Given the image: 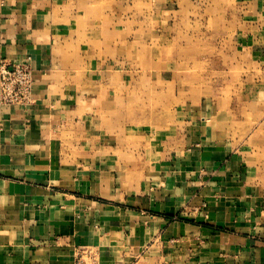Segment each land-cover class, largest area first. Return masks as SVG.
Segmentation results:
<instances>
[{"label":"crops","instance_id":"1","mask_svg":"<svg viewBox=\"0 0 264 264\" xmlns=\"http://www.w3.org/2000/svg\"><path fill=\"white\" fill-rule=\"evenodd\" d=\"M113 3L0 0V68L33 77L28 104L0 103V264H264V121L175 94L145 121L155 93L111 67ZM250 4L237 39L264 61Z\"/></svg>","mask_w":264,"mask_h":264},{"label":"rangeland","instance_id":"2","mask_svg":"<svg viewBox=\"0 0 264 264\" xmlns=\"http://www.w3.org/2000/svg\"><path fill=\"white\" fill-rule=\"evenodd\" d=\"M258 2L264 7V0ZM250 3L251 0H114L108 15L115 24L111 67L121 70L124 76L130 74L124 77L127 85L143 87L145 98L150 99V91L155 93L154 102H145V121H170L173 109L166 107L174 94L180 113L184 97L191 96L193 102L201 101L203 109L214 104L218 121H264L261 96L255 92L262 89L264 61L258 55L256 61L254 47L237 39L247 31L241 28L246 24L240 21L243 5L250 7ZM125 41L120 50V43ZM137 44L142 46L136 53ZM256 50L263 52L262 47ZM129 55L148 56L147 63L130 61ZM136 71L145 77H137ZM159 81L175 89H163ZM258 132L264 135V126Z\"/></svg>","mask_w":264,"mask_h":264},{"label":"built area","instance_id":"3","mask_svg":"<svg viewBox=\"0 0 264 264\" xmlns=\"http://www.w3.org/2000/svg\"><path fill=\"white\" fill-rule=\"evenodd\" d=\"M33 77L26 64L2 65L0 68V103L3 105L28 104L31 98Z\"/></svg>","mask_w":264,"mask_h":264}]
</instances>
